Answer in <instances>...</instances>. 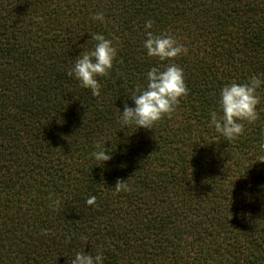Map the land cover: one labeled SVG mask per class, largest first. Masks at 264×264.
<instances>
[{"label":"trees","instance_id":"obj_1","mask_svg":"<svg viewBox=\"0 0 264 264\" xmlns=\"http://www.w3.org/2000/svg\"><path fill=\"white\" fill-rule=\"evenodd\" d=\"M146 20L187 52L147 56ZM95 33L117 55L92 96L66 72ZM170 62L187 94L151 129L123 126L146 71ZM257 73L264 0H0V264H70L82 250L103 264H264V84L236 139L209 125L219 89Z\"/></svg>","mask_w":264,"mask_h":264},{"label":"clouds","instance_id":"obj_2","mask_svg":"<svg viewBox=\"0 0 264 264\" xmlns=\"http://www.w3.org/2000/svg\"><path fill=\"white\" fill-rule=\"evenodd\" d=\"M94 21L104 22V13L92 14ZM39 21V18H37ZM144 40L142 47L149 57H156L159 61H171L180 54L186 53L187 48L167 33L154 34L152 21L144 22ZM95 41L92 48L81 51L67 70L66 75L76 79L82 88L88 89L92 96L99 95L100 84L98 76L107 75L113 68V61L117 55V49L112 39H107L103 34L95 33L91 36ZM145 85L135 88L129 98L132 106L127 103L123 110L119 111V120L123 126L134 124L136 128H150L164 114L171 112L178 104L179 98L187 94L184 82L183 69L175 63L161 64L149 68L144 74ZM264 84V74L257 73L247 78L246 82L230 81L219 89L217 101L219 112L209 113V125L214 128L226 140H234L244 130L245 123H253L258 120L257 106L260 103L258 89ZM264 150V139L260 144ZM99 164L110 159V152L100 143L95 145V150L90 154ZM257 161L264 162V156ZM118 192L126 188L123 181L118 180L114 186ZM95 197L91 196L86 203L92 205ZM59 198H51L50 207H57ZM84 242L87 241L83 237ZM104 257L101 251L95 255L82 251L74 254L70 264H103Z\"/></svg>","mask_w":264,"mask_h":264}]
</instances>
